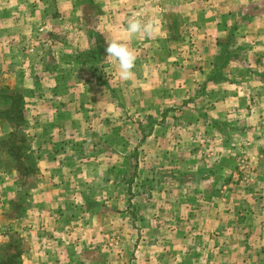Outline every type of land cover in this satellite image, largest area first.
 <instances>
[{
  "label": "crops",
  "instance_id": "obj_1",
  "mask_svg": "<svg viewBox=\"0 0 264 264\" xmlns=\"http://www.w3.org/2000/svg\"><path fill=\"white\" fill-rule=\"evenodd\" d=\"M86 1L96 3L92 16H97L102 30L109 29L101 32L102 39L127 42L135 54L143 36L129 41L124 32L125 21L133 13L154 22V37L177 36L174 45L164 44L171 47V54H161L163 60L147 61L146 55L141 60L156 69L155 80L135 73V66L131 80L119 81L118 68L109 60L113 80L122 84L121 97L113 80L86 78V64L89 68L95 64L79 56L88 47L72 52L66 42L67 35L71 38L79 31L90 40L84 29L73 27L75 23L67 27L70 21L88 16ZM86 1L0 0V112L10 107L11 94L21 95L29 124L26 134L36 153L34 173L21 181L13 168L0 166L3 175L9 174L0 177V252L19 237L20 242H28L19 264H92L93 258L85 254L89 245L97 250L94 260L100 259V264H123L124 253L110 246L121 245L118 237L114 239L115 232L128 226L144 230L139 242H133L134 256L142 259L140 263L153 264L147 254L158 243L153 230L165 223L144 218L136 226L130 217L134 212L183 209L192 218L185 221L188 226L184 222L181 226L187 231L166 236L175 252L166 247L164 254L167 250L172 256L164 255L155 264H264V78L258 76L263 72L258 67L250 70L252 59L264 61V0ZM175 18L196 24L198 48L192 56H184V48L177 46L184 41L179 40L182 23L174 25ZM58 23L62 26L55 27ZM45 33L52 36L51 44L57 43L54 49L40 45ZM230 38L232 42L226 43ZM219 41L224 42L227 55L239 54L221 74ZM177 50L175 63L170 58ZM167 67L174 70L166 72ZM237 69H246L244 77L231 75ZM160 80L176 86L177 94L153 87L162 86ZM200 86L212 87L209 92L214 96L204 110L194 93ZM121 99L127 113L135 106L134 111L152 120L147 133L142 134L143 120L120 122ZM174 105L183 119L193 114L182 125L183 131L176 130L180 133L176 137L171 134L174 125L159 123L162 117L164 121L172 117L168 108ZM11 128L12 123L0 114V138ZM95 137L105 147L112 139L109 151L90 153ZM198 147L205 152L196 153ZM126 165L132 172H125ZM105 166L116 171L108 173ZM9 168L12 171L6 173ZM25 180L33 182L32 187L25 188ZM126 196L130 200L123 207ZM24 198L30 204L27 214L11 216L10 209L19 207ZM154 198L160 200L156 208L150 206ZM97 246L104 248L100 251ZM43 258L50 260L44 263Z\"/></svg>",
  "mask_w": 264,
  "mask_h": 264
},
{
  "label": "rangeland",
  "instance_id": "obj_2",
  "mask_svg": "<svg viewBox=\"0 0 264 264\" xmlns=\"http://www.w3.org/2000/svg\"><path fill=\"white\" fill-rule=\"evenodd\" d=\"M84 1H86V0H82V4L88 3V5L85 7V8L88 9V11H87L88 16H83L82 19H80V20L79 19H74V20L70 21V24H67V27L69 28L72 23H75V25H73V27L79 28V29H84L86 33H89L90 40L88 42L86 40H84V36H82V33H80V31H79V32H75L74 34H72L71 38H68V35H67L66 42H67V44H71V47L73 48L72 52L77 51L79 48H80V50H82V49H85V48L88 47L89 50H86V52L80 53V56H79V57H81V60H84L87 57L89 59L91 58V60L95 64V65L91 64V68H89V65L86 64V66L84 68V70H86V75H85L86 78H93V77L97 76L100 79L103 77L107 81L108 80H113L114 79V73H113V70L111 68L110 62L107 63L108 59L106 58V55H107L106 52H105L106 41H104V39H102V37H101V32L102 31L103 32H107L109 29L105 28V29L102 30V27L97 22L98 21L96 19L97 16H95V17L92 16V14L97 11V8H96V5H95L96 3H93V2L90 3L91 1L90 2L89 1L84 2ZM138 9L140 10L141 8L138 7ZM179 18H181V17L179 16ZM178 20H179V22H177ZM180 20L181 19L174 20V25H177V24L180 25V22L182 23V27H183V29L181 28V30H182L181 36L182 37L180 36L179 40L182 39V41H184V42H183V45H177V46H180L179 48H181V47L184 48L183 49L184 56H188V55L192 56L194 53L197 52V48H198V45H196V42L198 40L196 38V35H194L195 34L194 33V26L196 24H195V22H192L191 20H183V21L182 20L180 21ZM61 26H62V24L58 23V26H55V27H61ZM66 34H68V32H66ZM42 36H43L42 39H44L45 41H43L40 45L43 48H48V49H50V48L52 49L53 48L54 49V47L57 45V43H52L51 44V41L49 42V40H48V39H52L51 38L52 36H50L49 34H46V33L44 35H42ZM169 38L170 37L165 36V37H162L161 40H160V38H158V37H152V38L143 37L141 39V40H143L142 42H140V40H138V42H137V44L135 46V48L137 49V53H136V56H137L136 63H137V65H136V72L135 73L142 74V77H143V74L146 73V75H151L154 80L157 78L158 75H155L156 73H158V72H156V69H154V67L153 68H151V67L149 68L148 66H149L150 63L141 62V60L145 59L144 56L146 55L147 56L146 58L148 59L147 61H158V59H162L163 60V58L160 57L161 54H166V55L167 54L168 55L171 54V52H170L171 47H167V45L169 46V43L171 44L170 46L174 45V43H176V42L173 43L172 40L174 38H177V36H173V39L171 37V40H169ZM227 42H229V43L232 42L231 38L228 39L226 41V43ZM165 43H167V45H164ZM223 43L224 42H222V41L220 42L219 41V45L220 46H218V48L222 49L223 48ZM193 47H195V48H193ZM225 48H226V46L223 48V51L220 53V56H219V58L221 59V65L219 67L220 74L227 70V66H228L227 64L230 61H233L234 59L236 60L239 57L238 53H234L233 56L232 55L231 56L227 55V53L224 52ZM156 52H157V54H156ZM178 53H179V50H177L174 54H172L174 57L171 56L172 58H170V60L173 59V61L175 63L178 62L179 61V57H177ZM52 56L53 55H50L51 61H52ZM46 60H48L50 62V59H46ZM255 60H256V58L252 59V64L253 65L250 66V70L253 69V68H257L258 67L259 70L263 71V72H260L258 76L264 78V61H260V58L257 61H255ZM168 61H169V59H168ZM173 70L174 69L167 67V69L165 71L170 73ZM243 70L246 71V69H243ZM243 70H238L237 69V70H235V72H232L231 75L234 74L238 78L239 77H244V75H243L244 71ZM107 81H104V82H107ZM117 81L118 80L115 79V80H113V82L111 81L112 82L111 84L113 85V88L116 89L115 92L118 95L120 94V97H121L122 93H123L122 84H117L116 83ZM119 81H121V80L119 79ZM160 82H161L162 86L160 84L155 83V84H153V87L160 89V92H164L166 94L169 93V95L177 94L176 93V89H175L176 86H174L171 83H168V81L163 83L160 80ZM93 86L94 85H92V88H93ZM148 87H150V86H148ZM163 87H164V90H162ZM210 90L212 91V87H210V86L209 87L200 86V87L197 88L196 92L194 91V93L196 95L198 94V99H199L198 103L199 104H197V105H198V107L201 110L207 109L209 107V105L211 104V101H212L214 96L213 97L210 96V92H209ZM155 93H156V90H155ZM118 103H119L120 108H121L119 110V112L121 113L120 122H123V121L129 119L134 124H136V123L140 124V122L142 120L145 121V123L142 125L144 127L143 130H142V134L144 132L147 133L149 131L150 127H153V126H151V124H154L152 122V120L150 118H147L146 115H144V113L142 111H134V107L135 106L132 109H130V113H127L129 110L126 109V102H123V100L121 99V102L119 101ZM1 104H0V107L2 108L3 105H1ZM168 109H170L169 113L172 114V117L170 119L166 120V121H164L165 118L162 117V119H159V123L160 124L164 123V125H170V124L174 125V127H175L174 130L175 131H173V133H171V134H174L173 137H176V135H180V133H175V132H177L176 130H179L178 132L183 131L181 129L182 125L184 124L186 119H188V118L192 119L193 118V114L190 113V115H187L185 117V119H183L182 115L180 114V113H182L181 110H179V113L177 112L178 111V107H176L174 105L173 107L168 108ZM201 112H204V111H201ZM204 114H207V113L204 112ZM27 117H28V115H27ZM25 118H26V115H25ZM182 119H183V121H182ZM177 125L179 126L178 128H180V129H177ZM23 128L25 129V133H26L27 132L26 129L29 128V124L27 123V118H26V121L24 123ZM158 130H159L158 134H160V132H161L160 130L161 129H158ZM207 131L208 130L205 131L206 132V136H210L209 135L210 133H208ZM165 134L166 133L164 132L163 135H165ZM168 136L171 138V140L174 141L173 137L170 134H168ZM4 137H6V136H4ZM27 138L28 139H27V141L25 143L26 147L22 148V151L25 152L27 150H30L31 153H32L31 155L36 157L35 156L36 153L32 152V150H31L32 148L30 146V137L27 136ZM93 141L95 143L92 145L91 149H89L90 153H96V152L100 153L103 150L104 151H109L107 148H109L110 146L113 145L112 139H110V141L108 142V145H106L108 147H105L104 142L102 140H99V137H95V139H93ZM4 143L0 142V166L4 167V168H7V166H10L11 168H14L15 163H13V161H8L9 159L7 160V158H9L8 153H7L8 149H7V144H4ZM72 145H76V140H73ZM198 149L199 150H198V152L196 151V153H198L199 155L202 154L203 152H205L204 149H201L199 147H198ZM172 150L173 151H170V157L173 159L174 157H176V153H175V148H173ZM177 152L179 153V155L182 153V151H180V150H177ZM209 152H211V151H209V150L206 151L205 156H207V154ZM4 154L7 155V158H6V156ZM89 154H86V155H89ZM82 155H85V154H82ZM32 156L26 157L27 164H32L33 165V163H32V158L33 157ZM105 167H107L108 173L116 171V169H112L110 166H105ZM102 168L103 167H100V170H102ZM125 169L127 170V171H125L126 173H128L129 171L132 172L131 166H129V165H126ZM2 171L3 170H0V177H2V176L9 177V174L3 175ZM8 171L9 172L6 171V173H10L12 170L10 169ZM4 177H3V179H4ZM21 180H22V178H21ZM0 181L2 182L3 180L0 179ZM23 182H25V184H26V180L23 181ZM26 185L27 186H24L25 188L26 187H28V188L32 187L33 182L29 183V184H26ZM1 190H2V188L0 186V200L2 199ZM131 197H133V196H131ZM138 199H140V198H137V200ZM154 199H155V202L152 199L153 204L151 203L150 206H154V208H156L155 206H160V200L158 198H154ZM128 200H130L129 197H127V196L124 197L125 203H123L124 204L123 207L127 204ZM134 200L135 199L133 198V201ZM137 200L135 202H137ZM200 204H204V203L201 202ZM28 205L30 206V204L27 203V201L24 198L22 203H20L19 207H17V208L13 207L12 209H10V215L11 216H18L19 214H22V213L27 214L26 211L28 209L27 208ZM24 206H26V210H25ZM142 214L143 215H140L139 212H137V213L134 212L133 216L130 217L131 219L135 220L134 224H137L136 226H140L142 224L141 222L144 221V218H145V220L153 218L154 222L157 221L161 225H162V223L163 224L165 223V226L163 225V227H161L160 229L153 230V236L157 239L158 243L153 244L151 246V248H148L149 251H147V254L150 257L153 258L151 260V262L153 264H155L156 262H158L157 259L160 260L164 255L165 256H172V254H171L172 252L169 253V254H166V251L168 250V248L170 249L172 247L173 249L171 248L170 250L175 252L174 251L175 250L174 249L175 246L173 244H170L169 243L170 241H168L169 239H166V238H168V237L172 238L173 233H174V231L176 232V230L178 232H181V233L182 232H186L187 231L186 226H188V223H186L185 221L191 220L192 218H191L190 214L188 215L187 212H185L183 209L181 211H179V212H173V213H170V212L167 213V212L159 209V210H157V212L156 211H153V212L150 211V212H147L146 214L143 212ZM170 214H171V218L168 219V216ZM179 221H180V223H179ZM183 222L185 223L186 226L181 228V226L183 225ZM167 223L170 224V226L168 228H166ZM141 231H144V230L142 228H133V229L131 228V229H128V226H126L125 228L122 227L119 232L118 231L115 232L116 233L115 236H114V234L112 235V236H114L115 240H116L115 237H118L117 240H119L121 245L115 244L114 246H110V248L114 247V248L119 249L121 252L124 253L123 256L121 255V257L123 258L122 262H124L123 264H131L130 259H132V263L134 262L133 264H143V263H140V261L142 259H137L134 256L135 247L136 246L133 243L134 241L136 243L139 242L140 237H142L144 235L143 233L141 235V233H140ZM181 233H178V235L181 234ZM166 236H168V237H166ZM14 239L15 240H17V239L19 240V237H14ZM164 239H165V242L162 243L161 240H164ZM27 247H28V242L22 241V242H20V243H18L16 245V249L13 247L11 251L14 252V254H15V250H21L23 252V250L27 249ZM97 247H99L98 248L99 250L100 249L102 250L104 248V246H102V247L97 246ZM166 247H167V250L165 251V254H164V250L166 249ZM183 247L186 248L185 245ZM108 248H109V246H108ZM86 251L87 252L85 254L88 257L93 258L92 259L93 260L92 264H100V259L94 260V258L96 257V254H97V250H95L93 247H91L89 245V246L86 247ZM50 252H51V258L54 259L52 257V251H50ZM145 252H146V250L144 248H142V254H144ZM167 252H169V251H167ZM8 255H10V252L8 250H3L2 252H0V256L3 259L6 258V256H8ZM154 256L156 257V259H154ZM98 258H100V257L98 256ZM13 260H16V256L13 258ZM49 260H50L49 258H43L42 262L47 263V262H49ZM135 261H137V262H135ZM53 263H54V261H53ZM0 264H5V263H1L0 262Z\"/></svg>",
  "mask_w": 264,
  "mask_h": 264
},
{
  "label": "trees",
  "instance_id": "obj_3",
  "mask_svg": "<svg viewBox=\"0 0 264 264\" xmlns=\"http://www.w3.org/2000/svg\"><path fill=\"white\" fill-rule=\"evenodd\" d=\"M10 98V107L7 108L4 112L1 111L0 114L7 117L8 121L12 123L14 128H11V131L6 137L0 138V142H5L4 144H7L8 156L13 160V163H15L13 169L18 173V175H20V177L25 178L28 174L34 173L35 166H33L32 164H27L26 162V157L32 156L31 151H22V148L26 147L25 143L28 139L27 134L25 133V129L23 128L26 121L24 115L25 113L23 111V100L21 95L18 94H11ZM18 243H20L19 240L16 241L15 245H10L5 249L10 252V255L6 256V258L4 259L1 257V263L19 264L18 258L20 257L22 251L15 250V254L11 251L13 247L16 249V245ZM15 256L16 260H13Z\"/></svg>",
  "mask_w": 264,
  "mask_h": 264
},
{
  "label": "clouds",
  "instance_id": "obj_4",
  "mask_svg": "<svg viewBox=\"0 0 264 264\" xmlns=\"http://www.w3.org/2000/svg\"><path fill=\"white\" fill-rule=\"evenodd\" d=\"M154 22L150 19H142L135 13L127 17L125 21V36L127 40H133L139 36L152 38L155 36ZM106 58L118 68V77L122 81H129L134 76L137 56L127 42L118 38H105Z\"/></svg>",
  "mask_w": 264,
  "mask_h": 264
}]
</instances>
